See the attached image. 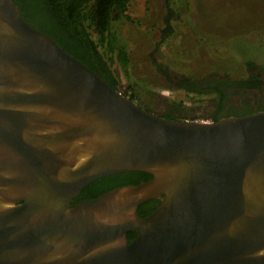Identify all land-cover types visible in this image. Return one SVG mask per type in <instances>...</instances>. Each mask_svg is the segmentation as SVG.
Wrapping results in <instances>:
<instances>
[{
    "label": "water",
    "instance_id": "95a60500",
    "mask_svg": "<svg viewBox=\"0 0 264 264\" xmlns=\"http://www.w3.org/2000/svg\"><path fill=\"white\" fill-rule=\"evenodd\" d=\"M0 264H264V111L161 118L0 0Z\"/></svg>",
    "mask_w": 264,
    "mask_h": 264
},
{
    "label": "rangeland",
    "instance_id": "374dc122",
    "mask_svg": "<svg viewBox=\"0 0 264 264\" xmlns=\"http://www.w3.org/2000/svg\"><path fill=\"white\" fill-rule=\"evenodd\" d=\"M167 13L173 33L161 41ZM126 16L131 22L119 31L130 51L129 71L146 79L136 103L157 116L172 102H182L186 120L209 122L210 98L189 94L177 82L212 76L243 79L254 71L248 62L264 68V0H132ZM149 22L157 25L148 34ZM157 64L164 66L163 72ZM260 75L264 82V72ZM119 90L124 93L123 87ZM254 96L264 98V86L245 98L252 104Z\"/></svg>",
    "mask_w": 264,
    "mask_h": 264
},
{
    "label": "trees",
    "instance_id": "16d2710c",
    "mask_svg": "<svg viewBox=\"0 0 264 264\" xmlns=\"http://www.w3.org/2000/svg\"><path fill=\"white\" fill-rule=\"evenodd\" d=\"M13 1L24 21L31 27L52 38L68 55L84 64L112 88L123 87L124 95L131 101L140 100L139 93L140 90H145L146 79H138L129 71L130 51L124 35L119 31L121 26L131 22L126 12L132 0ZM168 16L167 13L161 41L173 33L167 22ZM156 25L155 22H149L146 25L149 29L147 33L149 34ZM152 52L150 54L153 59ZM246 64L249 69H254L246 78L238 80L228 76H212L203 80L184 78L177 82V87L196 97L208 96L214 107L208 113L207 119L212 122L264 111L263 96H254L252 104L249 98H245L251 91L262 90L264 82L260 73L264 72V68L251 62ZM156 67L159 72H163V65L157 64ZM234 98L243 99L239 101L240 106H225V102H236ZM185 109L182 102H172L159 117L173 121L186 120L183 113ZM126 175L128 176L121 183H137L142 177H151L144 173L117 174L115 177ZM111 179L105 178L93 183L82 196L93 191L112 189L102 188L108 185ZM158 203L156 200L149 201L145 205H150L148 212H152ZM134 236V233H128L129 242Z\"/></svg>",
    "mask_w": 264,
    "mask_h": 264
},
{
    "label": "flooded vegetation",
    "instance_id": "af4514ba",
    "mask_svg": "<svg viewBox=\"0 0 264 264\" xmlns=\"http://www.w3.org/2000/svg\"><path fill=\"white\" fill-rule=\"evenodd\" d=\"M138 105V104H137ZM139 107H141L142 109L148 111V112H151L153 113L152 111H150L148 108L144 107V106H141V105H138ZM225 106L229 107V106H240V102H225ZM213 105H211L210 107V110L213 109ZM121 174H126V173H121ZM117 175V174H116ZM116 175H111V176H107V177H103V178H100L92 183H90L88 186H86L84 189L81 190V192L72 200L71 204H76V203H79V202H82V201H85V200H91V199H95L99 196H101L102 194L106 193V192H109L113 189H116V188H120V187H126V186H138L141 182H145V181H148L150 178H147V177H142L138 180L137 183H121L128 175L126 176H122V177H115ZM109 179V178H112L110 183L106 186H103L102 188H112L110 190H104L103 191L101 190H98L96 192L93 191V193H86L85 195L82 196L83 192H85V190L87 188H90V186H92L93 183L95 182H98V181H101L102 179ZM126 181V180H125ZM151 201H154V200H151ZM157 201V200H156ZM149 202V201H148ZM148 202L140 205L138 208H137V215L140 216V217H144L148 214H150L151 212H148L149 211V206H145ZM159 202V201H158ZM159 205V203L155 206V208ZM143 206V207H142ZM143 215V216H141Z\"/></svg>",
    "mask_w": 264,
    "mask_h": 264
},
{
    "label": "built area",
    "instance_id": "2783aa9c",
    "mask_svg": "<svg viewBox=\"0 0 264 264\" xmlns=\"http://www.w3.org/2000/svg\"><path fill=\"white\" fill-rule=\"evenodd\" d=\"M128 9V8H127ZM127 13V12H126Z\"/></svg>",
    "mask_w": 264,
    "mask_h": 264
}]
</instances>
